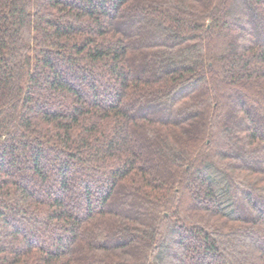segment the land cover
Returning a JSON list of instances; mask_svg holds the SVG:
<instances>
[{
	"label": "trees",
	"instance_id": "trees-1",
	"mask_svg": "<svg viewBox=\"0 0 264 264\" xmlns=\"http://www.w3.org/2000/svg\"><path fill=\"white\" fill-rule=\"evenodd\" d=\"M0 264H264V0H0Z\"/></svg>",
	"mask_w": 264,
	"mask_h": 264
}]
</instances>
